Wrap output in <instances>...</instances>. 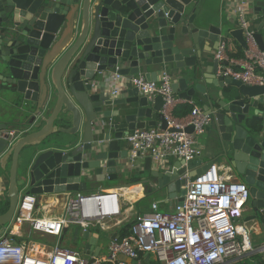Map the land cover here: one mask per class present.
Segmentation results:
<instances>
[{
	"label": "water",
	"instance_id": "95a60500",
	"mask_svg": "<svg viewBox=\"0 0 264 264\" xmlns=\"http://www.w3.org/2000/svg\"><path fill=\"white\" fill-rule=\"evenodd\" d=\"M208 2L0 0V175L7 180L8 201L5 211L0 209V228L11 223L20 193L34 194L38 201L50 194L85 193L90 184L130 179L154 192L162 188L180 202L185 184L210 163L177 159L162 171L167 164L154 167L149 155L131 157L126 136L132 130L158 124L166 128L162 98L148 101L136 87L114 97L101 93L111 89L114 73L141 74L150 81L162 68L175 78L172 89L179 97L192 100L198 91L209 100L203 110L212 117L211 144L248 187L252 218L260 217L264 85L217 74L216 61L205 64V38L218 39L220 45L230 36L247 48L239 26L224 34L209 23ZM248 3L254 40L264 50V0ZM205 72L213 75L211 80L198 83ZM209 85L220 89L213 104ZM10 111L24 120L4 118ZM185 130L191 132L192 126ZM74 234L83 240L86 255L93 246L94 254L99 252V233L75 226ZM116 236L114 232L111 238Z\"/></svg>",
	"mask_w": 264,
	"mask_h": 264
},
{
	"label": "built area",
	"instance_id": "2783aa9c",
	"mask_svg": "<svg viewBox=\"0 0 264 264\" xmlns=\"http://www.w3.org/2000/svg\"><path fill=\"white\" fill-rule=\"evenodd\" d=\"M246 1L232 0L240 5L238 24L247 45L244 65L240 70L224 67L219 74L247 85H264V50L257 48L254 31L249 28L241 7ZM216 57L218 60L226 57L224 43L219 45ZM109 80L111 88L115 86L113 94H117V84L124 80V84L136 87L148 101L158 95L163 101L161 112L166 128L158 124L132 130L126 136L131 157L137 153L149 155L159 165L170 155L185 161L200 155L198 137L211 124L212 117L195 105L181 119L172 116L173 108L185 100L172 89L168 71L163 70L158 80L147 81L142 75L122 77L116 73ZM188 126H192L191 132L185 130ZM9 134L13 135V131ZM184 188L182 200L174 203L171 211H160L158 202L154 201L150 211L135 216L128 235L115 238L111 235L123 223L121 196L115 191L67 194L64 214L59 216L37 215L36 196L20 193L12 221L0 236V264H142L143 256L156 264H234L256 254L264 258V239L256 238L258 233L248 224L255 219L243 221V211L249 202L245 183L221 175L212 164ZM260 214L255 223L264 224V207ZM26 224L30 231L50 237L52 246L16 241L13 236ZM75 226L80 231L95 227L106 232L110 240L108 255L101 256L103 245L96 255L95 246L88 255L65 246L63 230ZM120 256L131 261L120 260Z\"/></svg>",
	"mask_w": 264,
	"mask_h": 264
},
{
	"label": "crops",
	"instance_id": "0c3cea01",
	"mask_svg": "<svg viewBox=\"0 0 264 264\" xmlns=\"http://www.w3.org/2000/svg\"><path fill=\"white\" fill-rule=\"evenodd\" d=\"M248 1L249 0H247L246 3L243 4L241 7L243 8V12L245 13L246 18L248 19L249 28L253 30L254 27L253 24L251 23V8L249 6ZM206 9H207V15L209 16L210 19L209 23L217 27H221L223 31H225L224 34H227V31L229 29L238 28L239 24H238L237 14L238 11L240 10L239 4L232 2V0H209ZM226 39L227 40L224 42V44L226 43L229 51L233 54L241 53L242 55L241 57L229 56L225 51L226 57L222 60H218L216 57V52L219 47L218 39L214 40V39L205 38L203 39L202 42V46H203L202 51L207 56L208 59V61L205 64L211 66L212 63L216 61L217 74H219L220 70L223 69L224 67H231L238 70L242 69L246 59V49L243 48L233 37L226 36ZM163 70L168 71L167 68H162L158 70L154 80L159 79L160 74ZM170 75L172 77V82H173L175 78L172 76L171 73ZM212 76H213L212 74L205 72L204 75L199 76L197 82L202 84L205 81H210ZM123 81L124 80H122L121 83L117 84L118 85L117 94H113L111 92L115 86L105 92H103L102 90L101 93L103 94L106 93L107 95H110L112 97L120 95L121 93L124 94L125 91L131 86L124 84L125 81L124 82ZM109 84L111 85V82ZM189 84L190 86L192 85V83ZM114 85H116V83H114ZM209 86L212 92L214 91L215 93V94L213 93L214 96L212 97L211 100V103L213 104V100L217 98V93L220 91V89L217 87H213L212 85ZM229 87H231V85H225V88H229ZM184 100L185 101L180 104L192 102L193 105L200 107L202 110H203V106L208 105L209 102V100L206 99L205 96H202L198 91L194 93V97L192 100H187V99ZM4 118L8 120L17 118V120H19L20 122L24 120V116L21 115V113L13 112V111H10ZM175 118L181 119L183 117L181 118L175 117ZM211 142H212L211 132L209 125L205 128V132L198 137L197 146L201 149V153L195 159L201 160L202 164H208V163H210V165L214 164L216 165L218 172L221 175L229 177L232 181H240V178L237 176L233 168H231L227 163H225L222 159L218 157L216 149L214 145L211 144ZM126 145L130 151L128 142ZM167 159L168 160L163 163V164H167V166L164 168H160L162 169V171L170 168L178 158L170 155L167 157ZM156 166H160V165L154 164V167ZM6 188H7V180L3 175H0V209H2L6 204V197H5ZM147 189H149V185H144V184L141 185L140 183H135V182L130 183V179H128L124 183L105 181L101 183L90 184L87 185V190L85 193L96 192L99 190L115 191L119 193V195L121 196V207H122L120 220L123 223L125 222L124 220L128 218L129 215L134 214L135 216H137L142 213H146L150 211L151 203L154 201L158 202V208L160 211L167 212L172 210V207L175 202L174 200H170V198L167 197L166 191L164 189L162 188L158 189V191L156 192H154V190L152 189L153 193L151 194V196L146 197L145 194ZM66 196L67 194H50V195L42 196L41 198L38 199L36 214L37 215L45 214L50 216H59L61 214H64L65 203L67 201ZM144 197H146V200L144 202H140ZM254 214H255V210L251 206V202L249 200L243 211V221L252 219V216ZM256 221H258V218L249 222L248 224L253 226L254 231L258 233V235L255 236L256 238L264 239L263 224L262 222H260V224H257L255 223ZM5 228L1 230L3 232L0 233V236L6 231ZM21 230H24L26 234L31 232L28 224L24 225ZM91 231L96 232L94 231V227L91 229Z\"/></svg>",
	"mask_w": 264,
	"mask_h": 264
},
{
	"label": "trees",
	"instance_id": "16d2710c",
	"mask_svg": "<svg viewBox=\"0 0 264 264\" xmlns=\"http://www.w3.org/2000/svg\"><path fill=\"white\" fill-rule=\"evenodd\" d=\"M225 51L227 52V54L229 56H232V57H241L242 56L241 53H236V54L231 53L229 51L226 43H225ZM192 107H193V104H189V103L178 104L177 106H175L173 108L172 116L173 117H179V118L185 117L190 113ZM152 193H153V190L151 187H149V189H147L145 195H146V197H148V196L150 197ZM146 197H144L140 202H144L146 200ZM7 205H8V201L6 198V207L2 208L1 212L5 211V209L7 208ZM259 218H261V214H260ZM134 221H135V218L122 223L121 226L116 230L117 236L123 237V236L128 235L130 233V228H131L132 224L134 223ZM13 238H15V240L18 242L23 241V240L24 241L30 240V238L24 239L18 235H14ZM38 242L45 243V244L50 243L49 240L41 239V238ZM141 263L142 264H156V262L152 261L150 258L146 259V256L142 257ZM104 264H110V263H104ZM234 264H264V258L262 257V255L256 254V255H252V256L245 258L242 261L234 263Z\"/></svg>",
	"mask_w": 264,
	"mask_h": 264
},
{
	"label": "rangeland",
	"instance_id": "374dc122",
	"mask_svg": "<svg viewBox=\"0 0 264 264\" xmlns=\"http://www.w3.org/2000/svg\"><path fill=\"white\" fill-rule=\"evenodd\" d=\"M144 175H146V173H142ZM136 176H139V174H137ZM161 196V195H160ZM4 207H6V204L4 205ZM3 207V208H4ZM135 218V215H129L128 218H126L124 221H129L131 219ZM10 225V224H9ZM7 225V227L9 226ZM6 227V228H7ZM4 228H0V233H2ZM94 231L99 233V239H98V243L102 244L103 247L101 249V256H107L108 255V244L110 242L107 233H105L104 231H100L97 228L94 227ZM16 235L26 239V238H30V240H25L27 241L29 244H35V245H42L41 242H38L41 239H46L49 240L50 243H47V246L50 247L52 246V240L50 237H46V236H40L39 234L35 233L34 231L29 232L28 234H26L24 232V230H21L19 232H16ZM39 236V237H38ZM63 243L65 246L68 247H75L77 250L82 251L83 248V240L74 234V227H70L69 229L66 230V232L63 234Z\"/></svg>",
	"mask_w": 264,
	"mask_h": 264
},
{
	"label": "bare ground",
	"instance_id": "6f19581e",
	"mask_svg": "<svg viewBox=\"0 0 264 264\" xmlns=\"http://www.w3.org/2000/svg\"><path fill=\"white\" fill-rule=\"evenodd\" d=\"M39 237V236H38Z\"/></svg>",
	"mask_w": 264,
	"mask_h": 264
}]
</instances>
